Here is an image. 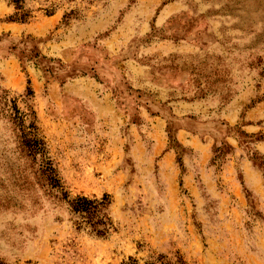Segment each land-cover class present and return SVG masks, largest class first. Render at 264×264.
Returning a JSON list of instances; mask_svg holds the SVG:
<instances>
[{"label": "rangeland", "instance_id": "374dc122", "mask_svg": "<svg viewBox=\"0 0 264 264\" xmlns=\"http://www.w3.org/2000/svg\"><path fill=\"white\" fill-rule=\"evenodd\" d=\"M24 7L0 0V89L20 109L31 89L63 191L107 195L111 230L78 228L31 164L25 192L0 119V260L264 264V0Z\"/></svg>", "mask_w": 264, "mask_h": 264}, {"label": "trees", "instance_id": "16d2710c", "mask_svg": "<svg viewBox=\"0 0 264 264\" xmlns=\"http://www.w3.org/2000/svg\"><path fill=\"white\" fill-rule=\"evenodd\" d=\"M4 1L14 8V13L9 18L11 22L25 23L30 19L31 13L24 7L26 0ZM31 97L32 91L27 88L22 99L25 106L20 109L16 100L12 99L6 90L0 89V119L4 120L9 126L16 144L18 160L24 163V166H20L21 169H19L18 175L25 192L33 193L32 191H34L30 187L31 183L28 182L27 175V169L32 168V166L30 167L31 164L37 167L34 170V175L37 176V184L45 187L53 197L68 204L70 213L77 218L76 225L78 228L86 227L96 237H106L111 230V222L107 217L109 197L103 195L101 199H90L84 196H77L69 199L67 193L61 187L57 171L48 156L46 144L38 133L35 113L32 107L27 104ZM10 200L7 204H10ZM0 264L6 263L0 260ZM120 264H140V262L134 257H128L127 260L122 261ZM142 264L184 263L180 258L171 262L166 260L163 255H156Z\"/></svg>", "mask_w": 264, "mask_h": 264}]
</instances>
